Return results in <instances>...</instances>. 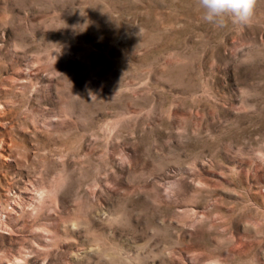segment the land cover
<instances>
[{
	"label": "rangeland",
	"instance_id": "rangeland-1",
	"mask_svg": "<svg viewBox=\"0 0 264 264\" xmlns=\"http://www.w3.org/2000/svg\"><path fill=\"white\" fill-rule=\"evenodd\" d=\"M0 221V264H264V0H0Z\"/></svg>",
	"mask_w": 264,
	"mask_h": 264
},
{
	"label": "clouds",
	"instance_id": "clouds-1",
	"mask_svg": "<svg viewBox=\"0 0 264 264\" xmlns=\"http://www.w3.org/2000/svg\"><path fill=\"white\" fill-rule=\"evenodd\" d=\"M203 22L215 28L226 26L230 20L234 26H246L253 17L256 0H196Z\"/></svg>",
	"mask_w": 264,
	"mask_h": 264
},
{
	"label": "bare ground",
	"instance_id": "bare-ground-1",
	"mask_svg": "<svg viewBox=\"0 0 264 264\" xmlns=\"http://www.w3.org/2000/svg\"><path fill=\"white\" fill-rule=\"evenodd\" d=\"M42 195H43V193H41ZM40 193L39 194H35V197L37 198V199H35L34 201L30 198V194L28 195V198H25V200H16L15 202H14V204L12 205V208L10 209V212L11 213H17V212H19V210H21L23 207H24V205L26 204V202H29V199L30 200H32L33 201V203L32 202H30L29 204L30 205H32V207H35V203L34 202H37V205L38 206H41L42 205V203H40V201H42L41 200V197H42V195H41ZM44 196V195H43ZM49 196V195H48ZM45 197H47V196H45ZM45 200L47 201V199L45 198ZM45 200H43V201H45ZM49 202V201H48ZM51 203V202H50ZM28 204V203H27ZM26 206V205H25ZM35 209V208H34ZM41 210V209H40ZM18 214V213H17ZM4 220V219H3ZM0 223H2L3 225L5 224L6 225V223L4 222V221H0Z\"/></svg>",
	"mask_w": 264,
	"mask_h": 264
}]
</instances>
